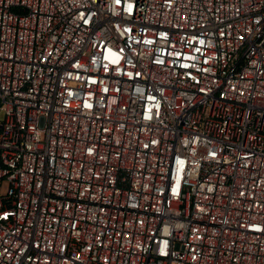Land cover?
<instances>
[{
	"label": "built area",
	"instance_id": "1",
	"mask_svg": "<svg viewBox=\"0 0 264 264\" xmlns=\"http://www.w3.org/2000/svg\"><path fill=\"white\" fill-rule=\"evenodd\" d=\"M0 264H264V0H0Z\"/></svg>",
	"mask_w": 264,
	"mask_h": 264
}]
</instances>
